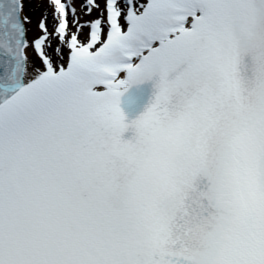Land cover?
Listing matches in <instances>:
<instances>
[{"label": "snow or ice", "instance_id": "snow-or-ice-1", "mask_svg": "<svg viewBox=\"0 0 264 264\" xmlns=\"http://www.w3.org/2000/svg\"><path fill=\"white\" fill-rule=\"evenodd\" d=\"M26 2L0 0V264H264V0H38L31 37Z\"/></svg>", "mask_w": 264, "mask_h": 264}, {"label": "bare ground", "instance_id": "bare-ground-1", "mask_svg": "<svg viewBox=\"0 0 264 264\" xmlns=\"http://www.w3.org/2000/svg\"><path fill=\"white\" fill-rule=\"evenodd\" d=\"M45 5L43 3L38 2V0H33V2L25 3L24 7V15L29 14L34 19L36 18L35 25L37 24V21L40 18V13L43 11Z\"/></svg>", "mask_w": 264, "mask_h": 264}, {"label": "rangeland", "instance_id": "rangeland-1", "mask_svg": "<svg viewBox=\"0 0 264 264\" xmlns=\"http://www.w3.org/2000/svg\"><path fill=\"white\" fill-rule=\"evenodd\" d=\"M26 15L29 16L31 18V20H32V24L28 26L30 28L29 36L31 37L35 33V30H36V25H35L36 18L34 19L31 15H29L27 13H26ZM87 18L88 17H84V19H87ZM29 55L30 56L32 55L31 50H29Z\"/></svg>", "mask_w": 264, "mask_h": 264}]
</instances>
